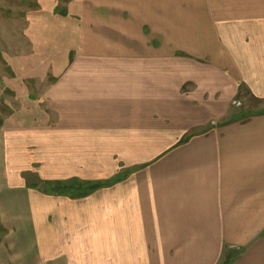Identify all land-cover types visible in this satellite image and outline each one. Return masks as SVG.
I'll return each mask as SVG.
<instances>
[{"label": "crops", "instance_id": "crops-1", "mask_svg": "<svg viewBox=\"0 0 264 264\" xmlns=\"http://www.w3.org/2000/svg\"><path fill=\"white\" fill-rule=\"evenodd\" d=\"M49 1L24 13V47L9 56L24 61L6 62L25 63L23 106L42 119L0 126L37 263L262 255L264 106H240L264 103V0ZM23 82L14 72L4 83L17 93ZM24 172L42 186L27 188ZM70 181L104 184L51 192Z\"/></svg>", "mask_w": 264, "mask_h": 264}, {"label": "rangeland", "instance_id": "rangeland-1", "mask_svg": "<svg viewBox=\"0 0 264 264\" xmlns=\"http://www.w3.org/2000/svg\"><path fill=\"white\" fill-rule=\"evenodd\" d=\"M40 1L43 2V5L46 2L50 3L49 0H0V126L8 123L10 117L13 118L12 123H35L42 119L38 108L23 106V104L28 105L33 99L30 95L31 91H29L33 84L29 85L21 81L25 79L22 78L27 69L25 63L11 67L6 64L7 61H24L25 57L11 58L9 56L19 52L17 49L19 45L24 47V43H21L23 41L24 13L32 9L37 11L40 7L39 4H42ZM56 1L57 7L61 8L64 0ZM69 1L66 0L65 3L67 4ZM34 22L39 25L42 20L34 19ZM38 48L40 47L36 49ZM50 52L49 61L60 59L62 50L53 49ZM14 72L19 83L23 82L26 90H18L19 93H16L6 88L4 82L8 76L14 75ZM12 88L14 87L12 86ZM19 94L20 98L17 97ZM261 106H264V103L248 97L240 108L252 111ZM246 114L247 112H242L240 117L243 118ZM4 163V146L2 132H0V264H38L36 255L38 243L35 241L34 226L29 215L30 202L27 189L17 188L10 183L4 171ZM22 176L26 180L27 188L42 186L40 185L42 181L33 179L27 173L24 172ZM261 245H264V242ZM261 251L262 255L260 256L253 252V254L243 253V257L238 260L237 264H264V249ZM239 253L241 254L240 251Z\"/></svg>", "mask_w": 264, "mask_h": 264}, {"label": "trees", "instance_id": "trees-1", "mask_svg": "<svg viewBox=\"0 0 264 264\" xmlns=\"http://www.w3.org/2000/svg\"><path fill=\"white\" fill-rule=\"evenodd\" d=\"M264 110V109H262ZM261 110V111H262ZM1 121V120H0ZM1 123V122H0ZM196 131H193L191 132L190 134L186 135V138L187 137H190L191 135H193ZM45 185H48L46 183H44ZM104 183H92L89 186L87 187H84V184L81 183V182H66V183H56L54 185L50 184V188H51V192L55 193V194H63V193H66V194H70V195H80L82 194L83 190L86 188H90V189H95V188H98L100 186H102ZM48 188V187H46ZM45 188V190H46ZM237 255L238 253H234V252H231L229 255L225 256L224 257V260H223V263L222 264H232L234 261H236L237 259Z\"/></svg>", "mask_w": 264, "mask_h": 264}]
</instances>
